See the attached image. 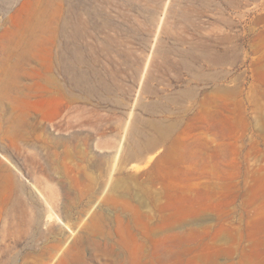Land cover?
<instances>
[{
  "label": "rangeland",
  "instance_id": "rangeland-1",
  "mask_svg": "<svg viewBox=\"0 0 264 264\" xmlns=\"http://www.w3.org/2000/svg\"><path fill=\"white\" fill-rule=\"evenodd\" d=\"M0 264H264V0H0Z\"/></svg>",
  "mask_w": 264,
  "mask_h": 264
},
{
  "label": "bare ground",
  "instance_id": "bare-ground-1",
  "mask_svg": "<svg viewBox=\"0 0 264 264\" xmlns=\"http://www.w3.org/2000/svg\"><path fill=\"white\" fill-rule=\"evenodd\" d=\"M63 64V66H65V68L69 71L70 70V67L68 66V64L67 63H62ZM71 74V73H70ZM72 75V74H71ZM71 80L75 83V84H77V85H81L82 86V84H83V82H84V77H83V75H81V74H77V73H73V75L71 76ZM185 93V92H184ZM183 95V94H182ZM151 108H153V107H151ZM150 108V109H151ZM155 109V108H154ZM146 111H147V109H146ZM152 111V110H151ZM133 122H135V120H133ZM151 122V121H150ZM140 123H142L141 121H140ZM146 123H148V126L150 125L149 124V122H146ZM156 123H154V125H155ZM131 125V127H130V136H131V138H132V140H133V145L132 146H134L135 148L134 149H137L138 151H142L143 149H145V148H148V146L150 147V146H153L154 147V143L156 142H154L152 145H149L150 143H149V140H147L146 138H144L143 136H142V132L143 131H140L141 129H139L138 128V125L137 124H135V123H133V124H130ZM143 125H145V124H143ZM147 126V127H148ZM151 126V125H150ZM158 126H160V125H158ZM151 127H153V126H151ZM156 128V127H155ZM154 128V129H155ZM151 129H153V128H151ZM155 130H158V132H156V133H160L161 135H163L162 134V132H161V129H159V128H157V129H155ZM163 131V130H162ZM128 133V132H127ZM129 134V133H128ZM159 134V135H160ZM145 139V140H144ZM129 141V140H128ZM151 141V140H150ZM151 142H153V141H151ZM150 149V148H149Z\"/></svg>",
  "mask_w": 264,
  "mask_h": 264
}]
</instances>
